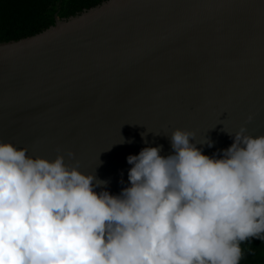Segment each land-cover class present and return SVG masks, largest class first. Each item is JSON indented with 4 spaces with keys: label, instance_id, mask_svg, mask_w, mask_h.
I'll list each match as a JSON object with an SVG mask.
<instances>
[{
    "label": "water",
    "instance_id": "95a60500",
    "mask_svg": "<svg viewBox=\"0 0 264 264\" xmlns=\"http://www.w3.org/2000/svg\"><path fill=\"white\" fill-rule=\"evenodd\" d=\"M242 125L264 134V0H106L0 42V141L59 149L110 194L128 155L172 151L174 128L211 156Z\"/></svg>",
    "mask_w": 264,
    "mask_h": 264
},
{
    "label": "clouds",
    "instance_id": "9594fccd",
    "mask_svg": "<svg viewBox=\"0 0 264 264\" xmlns=\"http://www.w3.org/2000/svg\"><path fill=\"white\" fill-rule=\"evenodd\" d=\"M227 133L209 156L197 145L212 141L174 128L168 155L126 157L118 194L59 149L0 141V264H241V244L264 241V134Z\"/></svg>",
    "mask_w": 264,
    "mask_h": 264
},
{
    "label": "trees",
    "instance_id": "16d2710c",
    "mask_svg": "<svg viewBox=\"0 0 264 264\" xmlns=\"http://www.w3.org/2000/svg\"><path fill=\"white\" fill-rule=\"evenodd\" d=\"M106 0H0V42L34 35ZM241 264H264V241L252 239L241 244ZM251 249L252 254L247 253Z\"/></svg>",
    "mask_w": 264,
    "mask_h": 264
}]
</instances>
